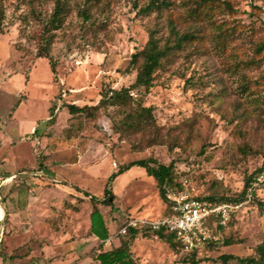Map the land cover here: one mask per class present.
<instances>
[{
    "label": "rangeland",
    "instance_id": "rangeland-1",
    "mask_svg": "<svg viewBox=\"0 0 264 264\" xmlns=\"http://www.w3.org/2000/svg\"><path fill=\"white\" fill-rule=\"evenodd\" d=\"M150 1L101 0L90 6L89 21L79 13L84 0L74 2L49 48L54 74L49 59L37 56L53 1L0 0V217L8 262L98 264L89 256L101 244L89 239L94 204L86 192L100 201L106 189L114 195L111 206L97 203L114 238L101 250L119 246L130 218L168 215L146 168L119 173L131 162H173L177 182L188 179L201 197L237 198L261 167L264 51L257 48L264 44V0H223L232 9L220 10L213 24L190 19L188 0H152L168 6L144 15L140 9ZM171 25L197 33V40L165 62L150 90L131 93L136 104L152 108L151 130L120 132L111 119H121L116 108L70 114L68 105L94 107L104 91L130 87L137 76L132 55L151 30L164 44ZM219 239L198 264H217L222 255L240 264L256 255L264 240V188ZM132 253L135 264H191L180 249L144 232Z\"/></svg>",
    "mask_w": 264,
    "mask_h": 264
},
{
    "label": "trees",
    "instance_id": "trees-1",
    "mask_svg": "<svg viewBox=\"0 0 264 264\" xmlns=\"http://www.w3.org/2000/svg\"><path fill=\"white\" fill-rule=\"evenodd\" d=\"M54 3V9L51 17L45 24L44 31L42 34V41L45 43L37 53L38 58H48L51 63L52 72L56 73L55 63L53 58L49 54V48L51 47L54 39V32L63 28L65 19L72 8V4L77 0H51ZM101 0H84L81 7H79V13L83 17L84 21H89L91 16L89 14L90 6L100 2ZM166 1H150L145 7L140 9V12L147 15L153 11H162L163 7H166ZM187 7V15L190 19L195 22H208L215 23L216 14L223 8L232 9L229 2L223 0H188L185 2ZM5 20V13L2 5L0 4V35L3 33V24ZM220 34L226 39L229 36L227 29H222L219 26ZM170 36L166 39L165 43L162 44V38L157 36L156 31H150L148 41L145 47L138 53L132 55L130 60V67L137 69V76L135 82L127 88L120 90L108 89L102 93V98L98 105L94 107H79L77 105H68L70 114H84L92 112L94 110L116 108L118 114L121 116L120 121L117 123L112 117L115 126L118 127L120 132L124 133H145L151 130L155 126L153 111L151 107H146L143 104H136L131 93L133 91H139L140 89L150 90L154 86V80L156 73L164 67V64L172 56L180 51H184L185 47L197 40V33L193 31H186L181 33L177 30L175 25H171ZM234 32H231V36ZM225 41L222 45L225 47ZM264 51V44L257 48L258 53ZM139 63L140 66L136 67ZM52 109V113H53ZM143 166L146 168V173L149 177L153 178L159 188L160 196L163 200H166V190L169 187H180V183L177 182L178 175L175 172V164L172 162L169 165L159 163L158 161L151 160H138L131 162L120 168L119 173H122L132 166ZM264 170V161L260 168L256 169L251 175L245 180V188L237 198H228L224 195L212 194L202 197L205 200L212 201L214 203L222 202H233L237 203L244 199L247 188L254 180V178ZM86 197H90L91 202L94 204V208L91 214V229L90 236H96L101 243L100 249L96 251L97 254L90 258L96 261L98 264H135V259L132 253V247L139 235L144 232L157 237L160 240L165 241L173 250L180 249L186 254L183 262H189L191 264H198L199 259H205L207 251L211 250L215 246L219 245L222 231L225 230L231 224L232 216L226 221L224 225L220 224V220L212 219L207 223L208 227L211 228L213 235L218 238L206 250L203 251H191L185 252L180 242L177 240L176 234L166 232L165 230L154 232V231H140V230H129L126 235H119V246L111 251L101 250L104 242L110 238L111 234L106 225V221L101 211L97 207V203H102L111 206L112 200L114 199L113 192L109 189L105 190V199L100 201L95 196L89 193H84ZM169 210V207H168ZM224 244L229 245V242ZM198 259V260H197ZM235 260L232 255H222L217 260V264H230V261ZM240 264H264V240L256 248V255L252 257L238 259Z\"/></svg>",
    "mask_w": 264,
    "mask_h": 264
},
{
    "label": "built area",
    "instance_id": "built-area-1",
    "mask_svg": "<svg viewBox=\"0 0 264 264\" xmlns=\"http://www.w3.org/2000/svg\"><path fill=\"white\" fill-rule=\"evenodd\" d=\"M263 188L264 170L251 182L242 201L214 203L203 199L191 182L183 179L179 188L169 187L166 190L168 215L157 220L130 218L120 229L118 235H126L131 229L154 232L165 230L176 234L185 252L203 251L218 239L213 235L207 223L212 219H217L220 220V224L224 225L231 216L253 202ZM113 239L111 237L104 243L110 245Z\"/></svg>",
    "mask_w": 264,
    "mask_h": 264
},
{
    "label": "crops",
    "instance_id": "crops-1",
    "mask_svg": "<svg viewBox=\"0 0 264 264\" xmlns=\"http://www.w3.org/2000/svg\"><path fill=\"white\" fill-rule=\"evenodd\" d=\"M2 187V186H1ZM0 200H1V197H0ZM6 209H7V207H6ZM4 212L6 213V210H5V208H4ZM14 213L16 212L15 210L13 211ZM13 215V214H12ZM164 217V216H163ZM132 218H135V217H132ZM162 218V217H161ZM107 225V224H106ZM2 229H4V227H3V221H2V218L0 217V264H19V263H15V262H8V259H7V256L5 255V253H4V251H3V248H2V246H1V243H2V234H1V230ZM90 229H91V226H90V228H89V232H90ZM94 236H90V234H89V239H92ZM110 238H111V236H110ZM98 241H99V239H97ZM100 242V241H99ZM102 242H100V244H101ZM8 262V263H7ZM53 264V263H52ZM75 264V263H74ZM78 264H80V263H78Z\"/></svg>",
    "mask_w": 264,
    "mask_h": 264
}]
</instances>
